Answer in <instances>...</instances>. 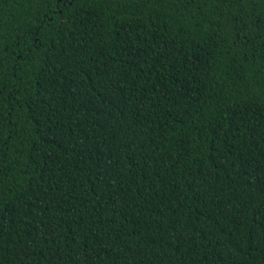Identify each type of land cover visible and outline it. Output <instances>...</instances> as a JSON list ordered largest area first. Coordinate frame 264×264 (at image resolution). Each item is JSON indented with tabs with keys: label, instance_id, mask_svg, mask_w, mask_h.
<instances>
[{
	"label": "trees",
	"instance_id": "trees-1",
	"mask_svg": "<svg viewBox=\"0 0 264 264\" xmlns=\"http://www.w3.org/2000/svg\"><path fill=\"white\" fill-rule=\"evenodd\" d=\"M0 264H264V0H0Z\"/></svg>",
	"mask_w": 264,
	"mask_h": 264
}]
</instances>
